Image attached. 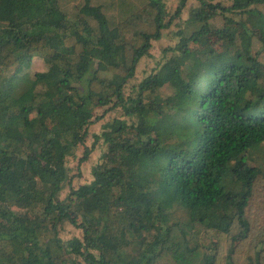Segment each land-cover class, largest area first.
<instances>
[{
    "label": "trees",
    "instance_id": "1",
    "mask_svg": "<svg viewBox=\"0 0 264 264\" xmlns=\"http://www.w3.org/2000/svg\"><path fill=\"white\" fill-rule=\"evenodd\" d=\"M177 1L0 0V264H264V0Z\"/></svg>",
    "mask_w": 264,
    "mask_h": 264
},
{
    "label": "rangeland",
    "instance_id": "2",
    "mask_svg": "<svg viewBox=\"0 0 264 264\" xmlns=\"http://www.w3.org/2000/svg\"><path fill=\"white\" fill-rule=\"evenodd\" d=\"M217 2H223L226 4L227 0H218ZM197 5L198 3L196 0H190L186 8L184 9L181 17L186 21L189 18L191 9L193 7H197ZM177 6H178L177 0H167V9L169 11L175 12V10L177 9ZM223 23H224V20H223V17L221 16L216 18L213 21V25L218 26V27H221ZM176 25L177 23L170 30L166 32V35L160 41L154 42L153 48L151 51L152 53L151 57L145 58L142 60L141 64L138 67L139 69H138L136 78L130 83V87H132V85H137L140 82V80L146 77L159 63H162L164 60L167 59L168 56L172 55L171 48L176 47L180 39V37L178 36L177 30L174 28ZM257 46L260 47V44L258 43L256 45V48ZM45 70H47V65L45 64V62L40 58H35L33 60L31 67L26 69L25 72L26 73L30 72L31 74H33L36 72H43ZM115 116H116L115 113H110L109 115L106 116V118L103 121H100L96 123L95 125H93L90 129V134L95 133V132L97 133L102 132L103 128L105 127V124L109 120L114 118ZM92 141L93 140L91 136L90 140L88 141V144L90 146H92ZM99 158H100V155L98 153L93 154V156H91L90 160L82 166L83 176L80 177V179L75 178V175L78 173L77 161L69 163V167H71L72 169L71 177H74V180H73L74 187H78L82 184L92 181L91 172H92L93 166L98 162ZM68 189L69 188L67 186L65 192H67ZM181 217L183 218V215ZM68 230L69 229L66 230V233L64 234L65 236H70L68 234L69 232Z\"/></svg>",
    "mask_w": 264,
    "mask_h": 264
}]
</instances>
